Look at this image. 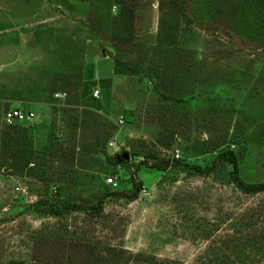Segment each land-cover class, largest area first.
Masks as SVG:
<instances>
[{
  "label": "rangeland",
  "instance_id": "obj_1",
  "mask_svg": "<svg viewBox=\"0 0 264 264\" xmlns=\"http://www.w3.org/2000/svg\"><path fill=\"white\" fill-rule=\"evenodd\" d=\"M120 9L0 0V264H264V0Z\"/></svg>",
  "mask_w": 264,
  "mask_h": 264
},
{
  "label": "trees",
  "instance_id": "obj_2",
  "mask_svg": "<svg viewBox=\"0 0 264 264\" xmlns=\"http://www.w3.org/2000/svg\"><path fill=\"white\" fill-rule=\"evenodd\" d=\"M113 3L120 5L121 9L119 11V15H118V19L119 20H123L125 21V19H127L131 13L130 11L127 9V6L131 3L132 0H112ZM90 85H94V83H84L83 87H82V92L81 95L82 97L87 96V92L89 89ZM124 117V116H123ZM125 119V118H124ZM219 159H225L227 162H229V164L232 165L233 167V180L235 181V183L237 184L238 188L245 192V193H260V192H264V181L262 183L259 184H253V185H248L245 183H242L241 181L238 180L237 177V171H238V162L236 159V156L232 153H221L218 156ZM160 162H163L160 161ZM166 163V162H165ZM164 167L167 166V163L163 165ZM195 169L197 172L201 173V174H205V172L207 173L208 171H210V167H207L206 169H202L201 167L195 166ZM135 186V190L132 191L130 194L128 193H119L118 195L127 198L130 201H134L138 198L139 195V191H140V184H134ZM102 201H98L96 203L95 206H92L90 208V212L93 215H99V213H101L102 211ZM82 207L78 204H74V205H63V206H51V205H47L46 206V211L47 213L54 215V216H59L62 215L64 213H68V212H73V211H78L81 210Z\"/></svg>",
  "mask_w": 264,
  "mask_h": 264
},
{
  "label": "built area",
  "instance_id": "obj_3",
  "mask_svg": "<svg viewBox=\"0 0 264 264\" xmlns=\"http://www.w3.org/2000/svg\"><path fill=\"white\" fill-rule=\"evenodd\" d=\"M58 98H63L64 95H57ZM90 97L93 100H99L100 99V91L98 89H93L90 92ZM34 113L31 111H22L20 109H11L8 112L5 113L4 115V122L7 126H11V125H15V124H22V123H28V122H32L34 120ZM118 123L120 125H124L125 123V119L123 116H120L118 118ZM115 144L113 143H109V147L114 148ZM177 157V155H176ZM33 166V164L31 165ZM118 181V176L117 175H112L107 179V183L113 186H116ZM16 192L18 194H25V190L23 188L20 187H16ZM51 192L52 194L56 195L57 194V188L56 187H52L51 188Z\"/></svg>",
  "mask_w": 264,
  "mask_h": 264
},
{
  "label": "water",
  "instance_id": "obj_4",
  "mask_svg": "<svg viewBox=\"0 0 264 264\" xmlns=\"http://www.w3.org/2000/svg\"><path fill=\"white\" fill-rule=\"evenodd\" d=\"M121 158L124 159V160H128V157H127L126 154H122V155H121Z\"/></svg>",
  "mask_w": 264,
  "mask_h": 264
}]
</instances>
